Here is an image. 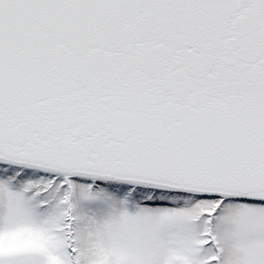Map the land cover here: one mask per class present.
<instances>
[{
	"label": "snow or ice",
	"instance_id": "obj_1",
	"mask_svg": "<svg viewBox=\"0 0 264 264\" xmlns=\"http://www.w3.org/2000/svg\"><path fill=\"white\" fill-rule=\"evenodd\" d=\"M0 264H264V0H0Z\"/></svg>",
	"mask_w": 264,
	"mask_h": 264
}]
</instances>
